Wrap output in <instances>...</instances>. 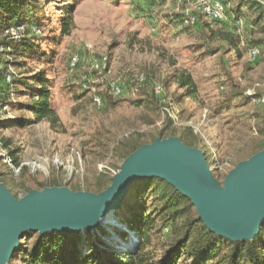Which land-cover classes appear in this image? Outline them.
I'll return each instance as SVG.
<instances>
[{"label": "rangeland", "instance_id": "374dc122", "mask_svg": "<svg viewBox=\"0 0 264 264\" xmlns=\"http://www.w3.org/2000/svg\"><path fill=\"white\" fill-rule=\"evenodd\" d=\"M41 2L43 15L36 42L51 56L50 65L39 67L35 58L25 67L17 68L9 63L8 56L1 58L19 79L33 76L40 69L48 70L47 78L52 81L51 107L61 127L52 130L47 122L29 124L23 129L4 127L8 115L30 117L28 112L17 110L18 106L13 105L8 107L9 114L0 115L4 121L3 139L9 141L10 150L20 151V162L24 164L15 174L0 161V183L15 198H21L28 190H39L40 183L54 180L62 187L97 194L94 184L98 175L113 176L122 163L114 148L133 138L149 144L164 129L174 130L177 135L190 130L196 145L188 148L203 154L212 178L219 185L236 164L249 159L243 156L246 146L264 144L256 136L254 117L255 112L264 113L254 101L264 96V34L247 31L249 18L254 17L247 8L240 9L242 18H247V26L240 20V29L231 23L224 29V24L202 16H199L200 26H183L179 15L192 6L180 0ZM222 2L225 21L233 16L232 10L242 0ZM65 9L72 11L74 20L68 36L56 29ZM222 30L240 36L241 56L221 42ZM250 41L260 42L256 59L248 55L246 46ZM74 55L79 58V64L72 70L69 61ZM103 57L106 58L104 69L100 73L92 72V62ZM141 74L146 81L139 87L136 79ZM181 74L192 76L194 96L188 97L186 88L177 84ZM114 83L123 88L117 98L109 91ZM153 85L161 88L159 94L153 92ZM1 94L5 101L6 95ZM93 95L101 96V108L93 105ZM230 96L239 100L249 97L251 102L236 109H222V102ZM12 99L11 104L28 103V98L18 93ZM132 200L127 198L115 215L113 227L103 226L108 235L101 238L109 250L120 251L126 247L128 251L137 241L134 232L121 220L128 215L125 205ZM130 236L133 241L123 247ZM24 246L29 248L31 242ZM16 260L12 264H21Z\"/></svg>", "mask_w": 264, "mask_h": 264}, {"label": "trees", "instance_id": "16d2710c", "mask_svg": "<svg viewBox=\"0 0 264 264\" xmlns=\"http://www.w3.org/2000/svg\"><path fill=\"white\" fill-rule=\"evenodd\" d=\"M119 1V0H118ZM143 3H159V0H133ZM222 1V0H221ZM41 0H0V36L2 32L13 25L24 24L34 25L38 29L42 20ZM245 7L254 14L249 18L250 26L247 31L251 34L254 31L264 34V7L253 0H242L232 15L227 20L213 21L224 24V29L230 27L239 28L238 22L243 20L247 26L248 21L242 18L241 8ZM64 16L59 20L58 29L63 36L70 35L74 28L72 11L65 9ZM197 16L196 27L200 26ZM182 14L179 15L180 23ZM231 23V24H230ZM232 27V26H231ZM38 35H32L27 29L25 34L16 41H8L0 37V45L5 49L4 54H0V62L3 70L0 71V100L3 105H13L17 110H25L30 117H13L5 120L4 127L25 128L29 124L47 122L52 130L61 127L60 120L51 107V86L52 81L47 77L50 75L47 69H40L33 76L17 78L9 86L4 81V73L10 68L2 60V56H8L10 64L17 68L27 65L35 58L39 67L50 65L51 56L45 54L40 45L37 44ZM219 39L226 44L229 49L239 56L238 45L240 36L230 30L219 32ZM255 44V45H254ZM260 42H248L247 49L257 47ZM258 48V47H257ZM246 49V48H244ZM17 78V79H16ZM180 88H186L188 97L194 96L196 88L191 75L181 74L176 80ZM20 89V90H17ZM123 89V88H122ZM6 95L3 101V94ZM18 93L28 98L27 104L14 103V94ZM12 95V97H11ZM245 101V104H241ZM242 99L230 96L221 105L224 110L236 109L238 105L249 104L250 98ZM8 101V102H7ZM248 117V113L244 111ZM255 133L258 138L264 141V113L255 112ZM237 120H244L238 118ZM4 121L0 122V126ZM1 126V128L3 127ZM178 137L181 143L187 147L195 146V139L189 129H185L177 135L174 130L164 129L158 133L149 143L156 138ZM261 142L252 143L245 147L243 152L250 158L264 148ZM146 143L139 139H128L120 146L114 148V153L123 162L131 153ZM3 146L7 149L12 165H20L18 149L10 150L9 141L3 139ZM248 155V156H247ZM119 167L116 168L118 171ZM100 173L97 182L94 184L96 192L104 190L112 180V176ZM1 176V174H0ZM62 187L57 181H47L38 184V188ZM71 191H80L73 187ZM28 190L27 192H29ZM133 199L125 205L128 215L122 218L123 224L134 232L137 237L135 244L128 250H109L105 240L101 237L108 235V232L100 228L94 232L93 240H90V233L84 234H58L56 232L39 236L29 234L23 238L19 250L13 255L9 264L17 258L21 264H264V225L259 233L251 240L232 242L210 232L198 219L194 207L190 201L181 196L170 184L159 178H149L142 180L131 188L128 200ZM132 202H135L134 205ZM96 233H99L98 235ZM126 235L123 234V239ZM31 242V246L26 248ZM88 247V249H86ZM16 260V261H17Z\"/></svg>", "mask_w": 264, "mask_h": 264}, {"label": "water", "instance_id": "95a60500", "mask_svg": "<svg viewBox=\"0 0 264 264\" xmlns=\"http://www.w3.org/2000/svg\"><path fill=\"white\" fill-rule=\"evenodd\" d=\"M159 178L188 199L200 222L232 242L251 240L264 225V148L217 184L203 154L177 137L156 138L131 153L101 192L45 187L15 198L0 183V264H9L29 234L94 233L123 208L134 184Z\"/></svg>", "mask_w": 264, "mask_h": 264}, {"label": "built area", "instance_id": "2783aa9c", "mask_svg": "<svg viewBox=\"0 0 264 264\" xmlns=\"http://www.w3.org/2000/svg\"><path fill=\"white\" fill-rule=\"evenodd\" d=\"M183 1L187 6H192V8H185L182 10L181 20L182 25L185 27H194L197 23V16L200 15L204 19L209 21H222L224 20L225 16V6L221 0H180ZM259 3L261 6L264 7V0H253ZM30 30L32 35H38L40 33L39 29L34 26H26L24 24H16L6 28L0 37L8 40V41H16L19 40L25 32ZM4 47L0 45V54H4ZM248 55L251 59H256L259 56V49L257 47H253L249 50ZM79 64V58L77 56H72L69 61L70 69L74 70ZM106 64V58L103 57L99 61H93L91 65V71L100 73ZM3 70V64L0 62V71ZM16 77L15 73L11 68H9L4 73V81L7 85L11 86L13 79ZM137 85L140 87L142 84L145 83L146 78L144 75H139L136 79ZM152 90L155 94H159L161 92V88L157 85H153ZM110 95L113 98L120 97L123 93V89L120 84L114 83L109 86ZM12 97V95H11ZM255 104L259 107L264 109V96L260 98H255ZM93 105L97 108H101L103 105V100L99 95H93L92 97ZM9 106L3 105L0 100V115L1 114H9ZM4 116V115H3ZM9 118H13L12 116L8 115ZM0 117V122H1ZM0 161L10 167V169L15 173L18 174L21 169L23 168L24 164L20 163L18 167H14L12 165L10 156L8 154L7 149L3 146V133L2 128L0 126ZM27 165V164H26Z\"/></svg>", "mask_w": 264, "mask_h": 264}, {"label": "bare ground", "instance_id": "6f19581e", "mask_svg": "<svg viewBox=\"0 0 264 264\" xmlns=\"http://www.w3.org/2000/svg\"><path fill=\"white\" fill-rule=\"evenodd\" d=\"M105 226H108V227H113L114 226V217H110L109 219H108V224L107 225H105ZM109 230H111V229H109ZM110 232V231H109ZM133 241V237L132 236H130V238H129V240L127 241V243H126V245H123V247L124 246H129L130 244H131V242ZM126 247H124V249H125ZM127 249V248H126Z\"/></svg>", "mask_w": 264, "mask_h": 264}]
</instances>
